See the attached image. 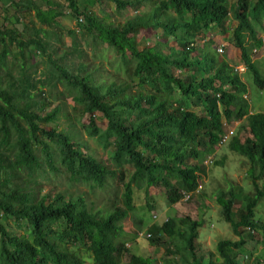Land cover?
<instances>
[{"label": "trees", "instance_id": "trees-1", "mask_svg": "<svg viewBox=\"0 0 264 264\" xmlns=\"http://www.w3.org/2000/svg\"><path fill=\"white\" fill-rule=\"evenodd\" d=\"M95 1L133 13L112 26L64 0L76 30L58 21L67 15L53 0H0V264H153L123 240L137 210L134 185H144L145 210L156 209L153 188L169 203L200 194L203 162H213L232 120L240 124L228 148L248 161L252 186L228 182L215 201L237 239L203 253L202 206L198 220L167 218L147 228L146 240L165 246L160 264H264L261 255L238 259L254 244L264 249V112L262 101L251 104L250 87L264 93V73L251 60L264 45V0ZM228 19L247 80L216 55L211 37L207 50L196 44ZM87 139L111 150L113 168ZM55 179L64 188L45 190ZM109 189L105 201L94 195ZM134 219L140 228L144 216Z\"/></svg>", "mask_w": 264, "mask_h": 264}, {"label": "rangeland", "instance_id": "rangeland-1", "mask_svg": "<svg viewBox=\"0 0 264 264\" xmlns=\"http://www.w3.org/2000/svg\"><path fill=\"white\" fill-rule=\"evenodd\" d=\"M54 2L60 4L64 13L67 17H61L58 21L65 27V28H78L77 19L70 16L69 9L65 6L64 0H53ZM80 7L83 8L84 6L88 8L89 11L92 13L100 16L104 23L111 24L112 26L118 25L127 15H131L133 13L132 9H127L126 11L122 12V14H118L115 12V7L112 3H108L103 1V6L100 7L99 4L96 3L95 0H79ZM103 8V12L101 13V9ZM82 24H85L87 21L83 16ZM236 24V21L229 20L226 23L227 29L224 28L222 32L219 31L217 28H212L210 31H202V36L196 43L198 47H202L203 50L208 49L207 41L211 37L213 39L214 45L211 47L216 52V55L219 56V53L216 50V47L223 45L224 53L222 57L225 59L226 63L239 70V66L243 64L242 58L240 57L239 49L231 42V32ZM263 29H258V36L259 38L264 39V19H262ZM152 38H150L151 41ZM64 41L66 44L69 43L70 38L64 37ZM251 60L258 63L260 66V70L264 73V45L260 48H254L251 52ZM244 67V65H243ZM42 69V65H37V77L39 76V72ZM246 68L244 67V71L239 72L243 79H246V75L244 74ZM247 80V79H246ZM249 83L251 81L248 78ZM251 104L254 107H257L259 101L261 105L257 107V109H263L264 111V93L260 95V98L257 94H255V88L253 83H251ZM249 99L250 96H247ZM68 104H72L71 100H67ZM52 106H49L47 110H49ZM95 123L98 128L103 129L105 127V121L101 118L99 113L96 114ZM85 122H89L88 115L84 118ZM239 122L236 120H232L231 124L228 126L229 130L233 131L234 134L239 128ZM244 132V131H242ZM233 134V135H234ZM83 138L86 139L87 135H83ZM88 143L94 149V155L98 159H102L104 163L111 168L113 165L110 162V155L112 154L110 149H102V147L97 144L93 139H87ZM230 139L223 144L219 150L213 155V162H203L204 174L202 175L201 185L202 189L200 194H193L189 200L181 199L177 203H169L163 197V188L158 187L156 189H151V195L155 200L156 209L155 210H145L142 207H145L144 199H143V184L137 183L134 185V202L137 208L136 212L133 214L131 213L130 216L126 221H124V235L123 240L125 246L133 253H143L148 254L150 258L153 260V264H160L162 263L163 259L165 258V246H152L146 240L147 238V228L151 227L154 224H160L167 218L172 219H181V218H190L192 220H198L201 214V207H204L203 218H208V220H204L205 223L202 228H199L198 231V242L202 246L203 253H208L209 251H214L217 242L223 238H231L232 240H236L237 238L233 235L230 230V226L225 223L220 217V210L219 206L216 203V197L219 195V190L224 191L227 189L228 182H232L234 184L240 185L245 187L246 191H249L251 188V180L247 175V171L249 168L248 161L228 148V143ZM222 162L220 165H215L214 162ZM124 181L127 182L130 175L129 173H125ZM264 181V174L261 180H259V186H262ZM61 180L55 179L52 185L51 182L49 185L45 186V190L48 189L50 186H56L57 190H61L62 184ZM56 184V185H55ZM83 190L86 187H82ZM113 189H109L105 192H97L94 194L100 201H105V198L111 197ZM262 204L259 205L258 214L261 218L264 219V200L261 202ZM137 216H144L143 224L140 228H137L135 224L134 217ZM251 255L249 262L258 255L263 256L264 258V249L262 246L258 244H254L250 250L242 249L239 253L238 259L245 260L248 255ZM243 260V261H244ZM126 261L123 258L122 264ZM89 264V261L86 262Z\"/></svg>", "mask_w": 264, "mask_h": 264}, {"label": "clouds", "instance_id": "clouds-1", "mask_svg": "<svg viewBox=\"0 0 264 264\" xmlns=\"http://www.w3.org/2000/svg\"><path fill=\"white\" fill-rule=\"evenodd\" d=\"M223 45H220V46H218V47H216V50H217V52L219 53V56H222V54L224 53V49H223V47H222ZM219 48H221L223 51L222 52H219L218 51V49ZM240 51V50H239ZM240 57H241V55H240ZM243 65H244V63L241 65V66H239V70H237L236 68H234V71L236 72V73H238V74H240L239 72H242V71H244V67H245V65H244V67H243ZM233 68V67H232ZM246 68V67H245ZM246 72V71H245ZM245 98L247 99V97L245 96ZM264 112V111H263ZM237 121V120H236ZM231 123H227V122H224L223 123V128H224V133L221 135V137H220V139L223 137V136H225V135H227V139H226V141L223 143V144H225L232 136H233V134H234V132L233 131H231V130H229V125H230ZM219 142H220V140H219ZM223 144H219L218 143V145H223ZM207 161L206 162H209L210 161V159L209 158H207L206 159Z\"/></svg>", "mask_w": 264, "mask_h": 264}, {"label": "built area", "instance_id": "built-area-1", "mask_svg": "<svg viewBox=\"0 0 264 264\" xmlns=\"http://www.w3.org/2000/svg\"><path fill=\"white\" fill-rule=\"evenodd\" d=\"M80 21H82V18L79 19ZM219 52H222L223 50L221 48L218 49ZM227 139V135L223 136L221 139H220V142L219 144H223ZM184 199L186 200L187 199V196L184 197Z\"/></svg>", "mask_w": 264, "mask_h": 264}]
</instances>
